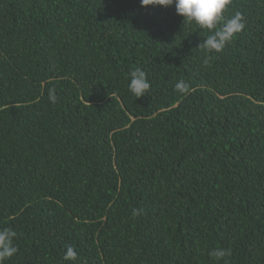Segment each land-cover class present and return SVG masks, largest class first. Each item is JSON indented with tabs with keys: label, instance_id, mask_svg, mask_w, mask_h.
Masks as SVG:
<instances>
[{
	"label": "trees",
	"instance_id": "1",
	"mask_svg": "<svg viewBox=\"0 0 264 264\" xmlns=\"http://www.w3.org/2000/svg\"><path fill=\"white\" fill-rule=\"evenodd\" d=\"M236 12L245 28L205 64L209 32L174 6L0 0L5 264H264V0Z\"/></svg>",
	"mask_w": 264,
	"mask_h": 264
},
{
	"label": "clouds",
	"instance_id": "2",
	"mask_svg": "<svg viewBox=\"0 0 264 264\" xmlns=\"http://www.w3.org/2000/svg\"><path fill=\"white\" fill-rule=\"evenodd\" d=\"M231 3V0H140L142 7L162 6L175 7L176 14L184 18V23L194 24L201 30H207L209 34L198 45L206 53L205 64H208L212 54L222 52L226 45L231 42L234 36L245 28L243 14L236 12L231 18H225L224 11ZM128 90L136 98L145 96L151 85L147 74L140 67L129 72ZM174 91L188 95L191 91L189 84L179 80L174 85ZM48 98L51 103L57 100L55 89L50 88ZM142 209H133L132 215L138 216ZM17 232L9 227L0 229V264H5L18 251L15 246ZM231 254L230 249L216 248L209 253V256L216 261H221ZM78 258L76 250L68 246L64 252L65 262H75ZM226 264V262H225Z\"/></svg>",
	"mask_w": 264,
	"mask_h": 264
}]
</instances>
